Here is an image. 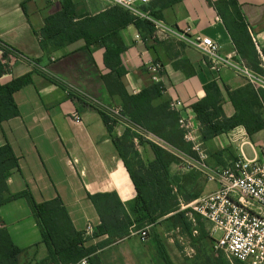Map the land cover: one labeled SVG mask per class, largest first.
Masks as SVG:
<instances>
[{
	"label": "crops",
	"instance_id": "obj_1",
	"mask_svg": "<svg viewBox=\"0 0 264 264\" xmlns=\"http://www.w3.org/2000/svg\"><path fill=\"white\" fill-rule=\"evenodd\" d=\"M72 1L79 16L76 20L108 13L88 30L100 37L91 43L80 39L44 50L39 32L48 16L63 9L62 0H0V39L38 64L34 67L23 60L10 62V71L1 77V82L7 83L32 71V82L14 95L20 114L0 127V146L9 142L20 162V167L8 177L7 195L29 189L38 201L59 196L74 227L80 231L89 222L95 228L101 223L89 194L114 192L134 216L138 192L114 141L128 125L118 122L110 132L99 109L74 93L80 92L107 109L123 111V100L109 92L103 79L112 70L106 65L105 54L108 48L118 49L122 61L117 70L122 72V82L129 94H138L160 82L163 91L154 95L153 107L174 98L184 103L178 114L191 125L187 137L180 124L179 127L191 151L180 149L145 128L138 134L146 141L135 137L134 145L146 165L156 160L148 141L176 155L169 171L175 181L178 211H184L192 223V234H178L179 225H170L166 215L149 224L148 237H141V229L132 230L125 238L100 248L97 254L102 264H166L154 241L155 233L174 264H247L216 249L210 224L186 208L217 188L201 168L199 152L206 156L204 162L214 168L227 165L241 154L251 159L264 158V128L249 134L244 125H238L204 140L202 124L193 109V104L206 96L205 86L216 82L224 114L231 117L236 109L228 91L249 89L250 83L243 75L229 66L216 70L191 44L197 34L210 36L222 46L224 55L237 60L238 49L226 25V16L232 11L224 2L218 5L220 0H152L142 6L150 11L148 17L138 16L139 22L126 23L125 16H121L126 9L111 0ZM235 1L262 59L264 0ZM155 21L168 30L159 29ZM150 61L162 64L158 81L149 70ZM262 110L264 113V107ZM75 113L80 114L81 121L74 118ZM198 219L205 235H201ZM0 228H6L12 241L23 250L19 264H55L26 197H14L0 206ZM107 237L91 238L87 244Z\"/></svg>",
	"mask_w": 264,
	"mask_h": 264
},
{
	"label": "trees",
	"instance_id": "obj_2",
	"mask_svg": "<svg viewBox=\"0 0 264 264\" xmlns=\"http://www.w3.org/2000/svg\"><path fill=\"white\" fill-rule=\"evenodd\" d=\"M221 3L226 4L232 11L226 16V25L238 49V56L245 59L253 69L261 71L260 53L236 1L220 0L217 4ZM62 4L63 9L48 16L45 19V26L39 32L44 50H48L49 47L58 48L69 45L80 39L91 43L100 37L93 35V32L90 33L88 30L94 27L100 18L107 17L108 13L76 20L79 16L76 13L74 2L62 0ZM122 14L125 16L126 23L139 22L140 20L138 16L128 10L122 11L121 16ZM156 16L159 17V14ZM0 49L2 50L0 58L1 127L4 121L20 114L14 95L16 91L32 82V71L16 76L10 82L2 83L1 77L11 68L8 60L9 55L16 50L1 39ZM120 55V50L108 48L105 62L112 70L104 74L103 79L109 92L112 95H119L123 100V114L133 123L152 131L180 149L191 151L184 140V132L179 127L178 112L170 108L169 102L156 107L152 105L154 95L161 94L163 85L160 82H154L138 94H129L122 82V72L117 70L122 61ZM69 89L73 92L71 88ZM205 89L206 96L193 104V109L203 127L204 140H210L238 125H244L249 134L264 128L262 115L264 89H255L250 85L249 89L229 90V98L236 109L235 114L231 117L224 114L222 94L217 83L211 82L205 86ZM74 93L99 109L111 132L118 121L110 115L109 110L80 92L74 91ZM135 137H138L140 141H146L130 127L121 137L114 139L138 192L133 217L116 193L89 194L101 223L95 228L92 237L87 238L84 236V231L74 227L69 211L61 197L38 201L29 189L7 195L10 190L8 177L13 170L20 167L19 157L9 142L0 146V206L14 197H26L42 229L50 258L55 264L76 263L82 258H87L90 264H102L97 254L100 248L123 239L130 235L132 230H140L145 225L155 223L166 215H169L167 219L173 222V225L181 224L188 233L192 234V223L184 211H178L179 200L174 192L175 181L169 171L171 163L177 159L176 155L158 143L148 141L156 155V160L150 165H146L135 148ZM198 228L201 235H205L203 223L199 219ZM103 235L108 237L96 244H87L89 239ZM153 238L159 254L166 264H174L160 236L155 233ZM22 251L12 241L7 229L0 228V264H19V256Z\"/></svg>",
	"mask_w": 264,
	"mask_h": 264
},
{
	"label": "built area",
	"instance_id": "obj_3",
	"mask_svg": "<svg viewBox=\"0 0 264 264\" xmlns=\"http://www.w3.org/2000/svg\"><path fill=\"white\" fill-rule=\"evenodd\" d=\"M111 1L136 16L148 17L150 15V11L143 10L142 6L152 0ZM155 23L159 29L168 30L161 22L155 21ZM193 39L191 44L202 52L213 68L220 70L229 66L236 73L243 75L255 89H264L263 57L260 63L261 71H257L241 57L233 60L232 56L224 55L222 46L210 36L197 34ZM8 60L9 62L23 60L34 67L38 66L37 62L17 51L12 52ZM148 67L153 79L158 81L157 76L162 69V64L158 61H150ZM169 106L179 113L184 109L183 101L177 98L172 99ZM108 110L118 122L126 123L137 133L143 131L144 128L133 123L121 109ZM74 118L81 121L78 113L74 114ZM179 124L187 137L191 126L189 121L180 116ZM197 150L199 151V148ZM199 153L201 168L208 181L214 182L217 188L192 201L186 208L210 224L209 231L215 238L216 249L225 251L229 256L243 263L264 264V158L262 160L251 159L241 154L227 165L214 168L204 162L206 156L202 152ZM94 230L95 226L89 222L84 229V236L92 237ZM139 233L142 238L148 237L149 225ZM71 264H89V261L87 258H82Z\"/></svg>",
	"mask_w": 264,
	"mask_h": 264
},
{
	"label": "rangeland",
	"instance_id": "obj_4",
	"mask_svg": "<svg viewBox=\"0 0 264 264\" xmlns=\"http://www.w3.org/2000/svg\"><path fill=\"white\" fill-rule=\"evenodd\" d=\"M131 161H133V159H131ZM133 162H135V160L133 161ZM170 225H173V222H170ZM179 225V233L178 234H182V233H186V230L184 229V227L181 225V224H178ZM147 225H145L143 228H145ZM143 228H141V230L143 229ZM175 235H176V233H175ZM216 236H217V234H216ZM221 250V249H220ZM223 251V250H222ZM224 253H226L225 251H223Z\"/></svg>",
	"mask_w": 264,
	"mask_h": 264
}]
</instances>
